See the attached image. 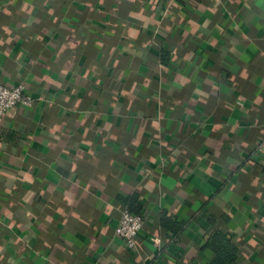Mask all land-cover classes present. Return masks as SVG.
Returning <instances> with one entry per match:
<instances>
[{
  "label": "crops",
  "instance_id": "crops-1",
  "mask_svg": "<svg viewBox=\"0 0 264 264\" xmlns=\"http://www.w3.org/2000/svg\"><path fill=\"white\" fill-rule=\"evenodd\" d=\"M25 2L43 4L44 0H15L11 16L0 8V24L13 27L11 35L15 37L7 47L0 45V83L10 87L23 83L24 92L34 98L31 106L17 105L12 115L2 119L0 145L7 149L0 147V173L8 171L9 176L0 174V198L7 195L9 177H15L19 197L34 192L36 212L48 204L47 189L56 182L54 165H40L34 157L50 151L42 142V132L52 122L63 120L71 129L63 140L79 148V152L74 148L70 153L79 157V185L68 189L77 202L66 206L64 214L47 210L40 216V224L31 220L36 233L29 241L33 256L37 245L46 240L48 252L55 248L62 264H207L214 254L206 242L219 229L238 246L232 264H264V152L258 150L259 144L264 145L261 18L257 15L251 22H239L236 17L243 16L244 0H221L220 4L216 0H176L180 15L174 22L171 17L165 19L154 34L152 22L132 17L130 27L145 23L148 27L135 40H125L116 32L118 21L127 18L131 10L139 11L140 0H48L43 12L33 8L36 19L31 25L20 27L28 15L20 11ZM167 2L160 0L164 6ZM156 19L160 17H153ZM205 20L208 34L197 35L199 29L189 31L193 21L202 25ZM125 43L137 50L141 44L148 47L143 49L144 55L133 56ZM61 48L64 50L57 57ZM108 53L120 59L117 67L130 73L127 79L113 77ZM99 61H108L109 67L96 87L97 77L89 69ZM68 64L79 77L74 78ZM245 69L246 78L240 75ZM86 71L88 77L83 75ZM145 78L152 86L137 96L131 85L139 81L141 87ZM65 93H71L67 102L61 99ZM157 95L163 104L154 99ZM52 96L60 101L58 106H48L47 99ZM69 105L64 113L63 108ZM114 105H118L115 111ZM173 105L179 111L175 118ZM89 108L93 111L85 119ZM137 112L145 114L149 125L139 145L121 148L120 144H128L133 128L142 125L135 118ZM157 115L165 117V131L153 139L155 129L150 120ZM177 146L187 152L171 157L170 149ZM94 154H98L95 162L90 159ZM153 156H169L167 170L159 167V161L153 163ZM183 156L189 167L199 158L216 174L201 186L192 173L183 175ZM110 158L117 164L105 175L98 165ZM145 160L147 168L162 179L177 181L183 176L191 198H183L178 195L179 187L167 184L162 197L155 190L149 194L142 187ZM30 164L36 165L31 171ZM20 173L33 179L24 180ZM63 175H67L63 168L56 170V177ZM120 195H135L144 218L132 249L115 234L120 215L127 209L118 199ZM71 211L78 217L68 216L66 224L65 216ZM16 214L22 216L23 210ZM49 215L54 218L51 223L45 221ZM156 235L162 241L160 247L153 246ZM252 239L257 242L254 246L249 244ZM35 264L41 261L35 260Z\"/></svg>",
  "mask_w": 264,
  "mask_h": 264
},
{
  "label": "clouds",
  "instance_id": "clouds-1",
  "mask_svg": "<svg viewBox=\"0 0 264 264\" xmlns=\"http://www.w3.org/2000/svg\"><path fill=\"white\" fill-rule=\"evenodd\" d=\"M133 3L136 0H132ZM221 0H216V4H220ZM15 3V0H0V8L2 11L8 15H12L11 6ZM48 3V0H44L43 4H30L25 2L20 11L26 12L27 18L20 27H26L32 24L33 20L36 19L34 15H32L33 8H37L40 12H43L44 5ZM201 8L203 6H200ZM179 5L176 4V0H168L167 5L164 6L160 3V0H147V3L144 0H140V9L139 11L131 10L128 13V17L119 20V28L116 29V32L127 40L128 37L133 38L135 40L136 37L140 35V32L148 27V24L145 23L143 25L137 24L136 27H130V22L132 17H139L144 19L145 21L152 22V26L154 29V34L156 31H159L163 21L169 17L175 21V17L180 15V12L177 11ZM215 10V7L212 9ZM51 11V9H49ZM149 12L150 15L143 16L142 14L145 12ZM259 16L261 21L264 22V0H244L243 4V16L236 17L240 23L251 22L254 16ZM160 17V19L153 20V17ZM114 15V19H115ZM110 23V22H109ZM0 28L3 29V35H0V45L7 47L11 40L15 37L11 35L14 31L13 27H10L8 24H0ZM217 28L220 31L223 29ZM199 29L197 35L204 36L208 34V21L205 20L204 24H197L195 21L189 26V31L196 32ZM237 31L239 33V25H237ZM247 38V37H245ZM79 43V41H77ZM85 44H87V40H85ZM75 47V45H73ZM125 47L128 48L133 56H142L144 55L143 49L148 47V44L139 45V49H133V46L125 43ZM63 48L60 49L56 53L57 57L60 56L61 52H63ZM115 51V50H113ZM123 51V49H121ZM187 59V58H185ZM108 60L112 61L111 68L113 70V77L117 80H125L129 76L128 71H121V68L117 67L120 65V59H117L112 56V53H108ZM68 68H71L74 73V78L79 77L80 73L76 71L75 68L72 67L71 64L67 65ZM109 67L108 61H99L96 63L94 68H90L89 71L92 72L94 76L97 77V85H100V79L105 75V70ZM65 69H61V72H64ZM135 69H132L134 73ZM16 75H20L19 72ZM83 75L88 77L89 72H84ZM241 76L247 77V70H242L240 73ZM195 79V76L192 77ZM34 80H39L38 77H33ZM137 83H133L131 85L137 96L143 94L142 89H149L152 86V81L148 78L143 80L142 86L138 87ZM24 84L21 83L20 88H23ZM19 91L17 88L12 93L13 96L19 99ZM196 92L199 93L200 89L197 88ZM131 94V93H130ZM71 96V93H65V95L61 98L64 102H67ZM148 99H152V97H147ZM156 100H160V97L157 95L154 97ZM22 103L30 105L32 103L31 99L22 100ZM79 103V101H77ZM160 103H164L163 100H160ZM240 103V101H237ZM12 102L10 101L8 104H3L0 107V113L6 115H12L15 109L11 106ZM47 104L49 107L58 106L60 101L56 99V97L52 96L47 99ZM83 106V105H81ZM69 106H65L63 108V112L67 113L69 111ZM118 105L113 106V110L115 111ZM73 111H78V109L73 108ZM93 111V109L89 108L85 111L84 118H87L89 112ZM179 115V111L176 110L175 105H173V117H177ZM188 115H192L191 112H188ZM135 118L139 119L142 122V125L138 128H133V130L129 134L128 144H120L121 148L127 149L131 145H139L143 138V133L145 131V126L149 125V119L145 117L143 112H137L135 114ZM165 119L163 115H157L155 118L150 120V125L152 129H155L153 134V139H157L159 134L165 131V128L162 127V121ZM217 127H220L219 125ZM71 134V129L66 128L65 122L61 120V122H52L48 127L44 129L42 132V142L45 143L50 150L43 155H37L34 157L35 161H38L40 165H54L53 168V178L56 180L55 183H50L47 189L48 191V204L44 205L39 212H36L33 206L32 196L34 192L30 191L27 195H24L22 198L19 197V194L15 192V184L13 180L15 177H9L8 187L5 189L7 195H4L0 198V264H35V260H40L41 264H62L60 258L55 255V248H53L52 252L49 253L48 249L45 247L47 241L44 240L41 244L37 245V251L35 255L32 254V245L29 243L35 236L36 233L32 230L31 220L35 218L37 223L40 224L42 221L40 216L45 213L47 210L58 211L61 214L65 213L66 206L74 205L77 200L75 198V193L73 191L68 190L72 185H79V179L77 176L76 168L79 163V157H73L70 153L75 150L79 152L78 146L72 143H67L63 140L64 137H67ZM114 142V141H113ZM0 147L7 149V145H0ZM187 152V149L184 147L177 146L175 148L170 149L171 157H177L179 153ZM127 154V153H126ZM184 162V176H187L189 173H192L196 180L199 181L202 186L206 178L210 175L216 174L214 169L211 167H205L203 162L198 158L197 161L189 167V163L186 156L180 157ZM93 162L98 159V154H94L93 157L90 158ZM205 159H210L209 157H205ZM73 160H76V164H73ZM152 162L155 163L159 161V167L167 170L169 167V156H153L151 158ZM175 163V160L173 161ZM145 167L141 169L143 176L146 178V182L142 184L143 188H146L149 194H152L154 190L159 193L162 197L166 194L167 189L164 187L165 184L169 186V188L175 185L181 189V192L178 195L183 198H191V190L189 188L188 182L183 179V176L179 177L177 181H171L166 178L162 179L161 175H158L155 170L147 168L148 161L145 160ZM225 166L227 167V161H223ZM117 164L116 160L109 159L104 161L102 164H99V170L104 171L105 175L112 170V167ZM36 165L30 164L29 170L31 171ZM63 168L67 175H63L61 177H56V170ZM176 168H179V164H176ZM4 176H9L8 171H4L0 173ZM23 176L24 180L31 181L33 179L32 175L27 173H20ZM97 176H99V171H97ZM100 179H104L103 176H100ZM88 189L84 188L83 192H87ZM11 197V199H10ZM179 203V201H178ZM22 209L23 215L18 216L17 210ZM109 211H111L112 206L108 205ZM68 216L78 217V213L75 211H71L65 216V223L67 224ZM53 216H46L45 221L47 223H51L53 221ZM143 226V221L137 222L133 225L135 229H140ZM118 231H120L118 229ZM20 233H25L21 235ZM154 247H160L162 241L159 235L153 237ZM255 239L249 241L250 245H256ZM142 252L147 255L146 250L141 249Z\"/></svg>",
  "mask_w": 264,
  "mask_h": 264
},
{
  "label": "built area",
  "instance_id": "built-area-1",
  "mask_svg": "<svg viewBox=\"0 0 264 264\" xmlns=\"http://www.w3.org/2000/svg\"><path fill=\"white\" fill-rule=\"evenodd\" d=\"M20 85L21 84L10 87L0 83V107H2L3 104H8L10 101L12 102L11 106L13 108L17 105L31 106L33 104L34 98H32V96H30L29 94L25 93L24 88H20ZM17 88L20 89L19 99L12 95V93ZM29 98L32 101L30 105L21 102L22 100H27ZM6 116V114L0 113V125L2 119ZM258 150L264 152V145L262 143L258 145ZM140 221H143L144 223L143 216L140 213H132L128 209L123 210L120 215L118 224L115 228V234L124 242L125 246L129 249H132L136 246V238L142 228L135 229L133 225ZM118 229L120 231H118Z\"/></svg>",
  "mask_w": 264,
  "mask_h": 264
},
{
  "label": "trees",
  "instance_id": "trees-1",
  "mask_svg": "<svg viewBox=\"0 0 264 264\" xmlns=\"http://www.w3.org/2000/svg\"><path fill=\"white\" fill-rule=\"evenodd\" d=\"M118 199L125 204L130 212L139 213V205L136 204L135 195L128 197L120 195ZM206 246H208L214 254L212 260L207 264H232L238 254L237 244L227 233L219 229L211 233L206 242Z\"/></svg>",
  "mask_w": 264,
  "mask_h": 264
}]
</instances>
